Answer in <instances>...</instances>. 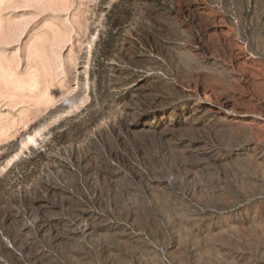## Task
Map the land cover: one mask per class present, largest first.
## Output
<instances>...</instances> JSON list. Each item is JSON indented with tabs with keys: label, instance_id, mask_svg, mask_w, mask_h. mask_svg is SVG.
<instances>
[{
	"label": "rangeland",
	"instance_id": "rangeland-1",
	"mask_svg": "<svg viewBox=\"0 0 264 264\" xmlns=\"http://www.w3.org/2000/svg\"><path fill=\"white\" fill-rule=\"evenodd\" d=\"M37 134L0 264H264V0H0V169Z\"/></svg>",
	"mask_w": 264,
	"mask_h": 264
},
{
	"label": "bare ground",
	"instance_id": "bare-ground-1",
	"mask_svg": "<svg viewBox=\"0 0 264 264\" xmlns=\"http://www.w3.org/2000/svg\"><path fill=\"white\" fill-rule=\"evenodd\" d=\"M75 89V90H74ZM73 94L78 93L77 87L73 88ZM41 134V133H39ZM42 137V135H36V136H32L28 142L26 144H23L22 149L16 153L15 155H13L11 158H9L6 161V164L0 169V173H3L7 170V168H9L11 165H14V163L19 159L20 155L22 154V152H24L23 150H26L28 146H34L37 144V142L39 141V139ZM15 138V137H14ZM14 138L12 136H8L4 142L8 143L14 140ZM42 141V140H41ZM37 146V145H36ZM10 169V168H9ZM4 174V173H3ZM2 175V174H1Z\"/></svg>",
	"mask_w": 264,
	"mask_h": 264
}]
</instances>
